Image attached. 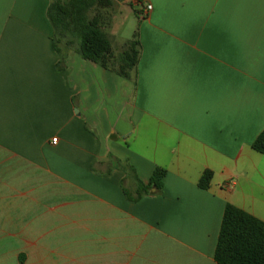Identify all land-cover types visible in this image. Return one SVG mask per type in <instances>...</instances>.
I'll return each mask as SVG.
<instances>
[{
    "label": "crops",
    "instance_id": "obj_1",
    "mask_svg": "<svg viewBox=\"0 0 264 264\" xmlns=\"http://www.w3.org/2000/svg\"><path fill=\"white\" fill-rule=\"evenodd\" d=\"M50 3L0 0V264H217L227 204L264 221V0H125L132 79L62 56Z\"/></svg>",
    "mask_w": 264,
    "mask_h": 264
},
{
    "label": "trees",
    "instance_id": "obj_2",
    "mask_svg": "<svg viewBox=\"0 0 264 264\" xmlns=\"http://www.w3.org/2000/svg\"><path fill=\"white\" fill-rule=\"evenodd\" d=\"M111 0H51L48 19L54 29L56 50L65 56L75 50L84 60L93 62L104 69L111 70L123 78H136L137 66L141 55V43L136 31L134 38L125 45L118 57L107 34L102 29L97 7L107 8ZM61 41L66 51L58 47ZM75 45L77 47L73 48ZM59 68H62L60 64ZM253 149L264 155V131L256 138ZM130 172L132 167L126 166ZM166 170L157 167L147 185L139 182V199L149 194L152 188L162 191ZM213 172L205 170L200 178L202 189L210 187ZM217 264H264V221L232 204L225 207L222 225L215 251Z\"/></svg>",
    "mask_w": 264,
    "mask_h": 264
},
{
    "label": "rangeland",
    "instance_id": "obj_3",
    "mask_svg": "<svg viewBox=\"0 0 264 264\" xmlns=\"http://www.w3.org/2000/svg\"><path fill=\"white\" fill-rule=\"evenodd\" d=\"M101 19L102 29L107 34L113 47V52L118 57L125 50L128 41L133 40L138 28V19L132 9L126 6L125 0H111L107 8L97 7L94 11ZM58 47L66 51L64 44L59 41ZM77 47L75 45L73 48Z\"/></svg>",
    "mask_w": 264,
    "mask_h": 264
},
{
    "label": "built area",
    "instance_id": "obj_4",
    "mask_svg": "<svg viewBox=\"0 0 264 264\" xmlns=\"http://www.w3.org/2000/svg\"><path fill=\"white\" fill-rule=\"evenodd\" d=\"M151 9H152V6H147V8H146L147 11H150ZM52 142H53L54 144H56V143H57V138L53 139Z\"/></svg>",
    "mask_w": 264,
    "mask_h": 264
}]
</instances>
